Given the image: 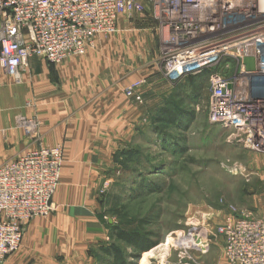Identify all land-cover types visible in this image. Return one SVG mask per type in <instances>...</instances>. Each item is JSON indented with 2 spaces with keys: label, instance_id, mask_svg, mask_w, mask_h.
<instances>
[{
  "label": "rangeland",
  "instance_id": "374dc122",
  "mask_svg": "<svg viewBox=\"0 0 264 264\" xmlns=\"http://www.w3.org/2000/svg\"><path fill=\"white\" fill-rule=\"evenodd\" d=\"M158 38L148 11L121 16L114 33L98 36L84 54L67 58L94 56L106 62L113 75L141 81L144 93L156 97L136 106L135 135L125 144L50 146L62 150L51 213L29 220L19 248L0 264H111L102 253L108 247L117 248L126 262L134 264H224L222 224L234 213L264 219V154L235 144L229 138L231 130L209 124L206 79L195 83V92L187 78L169 87L160 81L162 72L153 64ZM243 63L246 70L255 69L252 58ZM44 64L54 88L49 97L58 98L62 88L53 67L61 63ZM2 73L6 84L23 86V100L12 109L21 113L16 124L24 136L39 146L43 121L24 117L42 110L46 102L31 97L32 83L25 81L31 69L27 64L16 79ZM161 110L178 114L177 128L166 130L165 137H160L157 124ZM88 112L95 122L93 112ZM2 148L8 146L1 145V152ZM114 227L156 244L135 262L131 246L110 240ZM187 235L206 252L193 249L187 240L185 245L176 241Z\"/></svg>",
  "mask_w": 264,
  "mask_h": 264
},
{
  "label": "built area",
  "instance_id": "2783aa9c",
  "mask_svg": "<svg viewBox=\"0 0 264 264\" xmlns=\"http://www.w3.org/2000/svg\"><path fill=\"white\" fill-rule=\"evenodd\" d=\"M146 11L160 42L153 64L164 79L174 86L209 72V124L264 154V0H0V70L16 79L32 58L60 64L114 33L121 16ZM247 58L254 70H246ZM141 88L136 81L124 94L141 105ZM61 163L57 146L0 165V260L17 251L29 220L51 213ZM233 216L219 228L224 264H264V219Z\"/></svg>",
  "mask_w": 264,
  "mask_h": 264
},
{
  "label": "crops",
  "instance_id": "0c3cea01",
  "mask_svg": "<svg viewBox=\"0 0 264 264\" xmlns=\"http://www.w3.org/2000/svg\"><path fill=\"white\" fill-rule=\"evenodd\" d=\"M158 43L160 44L159 38ZM36 60L35 58L29 60L28 69H31L32 74L29 73L25 81L28 84L30 81L32 83L31 97L38 102H46L42 110L37 108L36 111L22 115L28 120L35 117L37 121H43L40 145L37 146L28 136H24L22 129L16 124L21 113H14L12 106L18 105L23 100V86L13 87L11 84H6L0 74V101L3 103L0 106L5 105L0 110V146H8L6 149L2 148V152L0 151V158L6 157L1 162L12 160L21 153L40 146L50 147L61 143L93 146L120 145L134 138L137 105L125 96L124 90L129 84L139 80H126L113 75V70L106 62L101 63L94 56H85L80 59L69 58L60 66L53 67L62 91L57 92L58 98H50L54 88L49 82V74L44 70L46 67L45 64L43 65L44 62ZM2 74L5 76L4 72ZM160 81H164L167 87L171 86L163 75ZM146 85L149 89V83ZM12 91H17L20 95L11 97ZM140 91L143 105H146L150 98L156 97L148 91L144 93L143 86ZM95 106L101 109L93 111L91 107ZM104 110H106L105 113ZM88 111L93 112L91 115L96 118L95 122L90 118ZM104 115H106L105 118H103ZM101 120L104 121L103 124L99 123ZM89 127L91 129H88ZM93 128L97 131L93 132ZM35 227L32 226V228Z\"/></svg>",
  "mask_w": 264,
  "mask_h": 264
},
{
  "label": "trees",
  "instance_id": "16d2710c",
  "mask_svg": "<svg viewBox=\"0 0 264 264\" xmlns=\"http://www.w3.org/2000/svg\"><path fill=\"white\" fill-rule=\"evenodd\" d=\"M208 74L209 72H205L199 76H192L187 78V82H191V83L193 82V84L191 85L193 92L197 90V87L195 85L196 82H204L206 80L208 82L207 79ZM198 77H202V78H198ZM199 79L202 80L200 81ZM159 113L160 116L157 118L158 120L157 124H160L159 134L160 137H165V135H167L166 130L170 129L171 127L177 128L178 121L176 120L177 119L176 117L178 114L172 113V111L170 112L164 110H161ZM168 137L169 136H166V138ZM111 230L112 232L109 235L110 240L121 241L131 246L136 251V254L132 257V259L135 262L139 259L142 253L148 251L151 247H153L156 244V242H149L146 237H143L138 233L126 232L125 230L115 227L112 228ZM102 253L107 257L111 258V264H134V263L126 262L121 252L115 247L103 248Z\"/></svg>",
  "mask_w": 264,
  "mask_h": 264
},
{
  "label": "bare ground",
  "instance_id": "6f19581e",
  "mask_svg": "<svg viewBox=\"0 0 264 264\" xmlns=\"http://www.w3.org/2000/svg\"><path fill=\"white\" fill-rule=\"evenodd\" d=\"M187 240V241H186ZM184 242V241H186V242H188V243H190V247H192V246H194V244H193V241H192V239L191 238H185V239H180L179 240V242ZM185 243V242H184ZM185 245V244H184ZM52 248V247H51Z\"/></svg>",
  "mask_w": 264,
  "mask_h": 264
}]
</instances>
